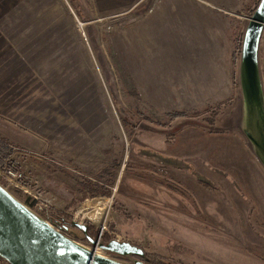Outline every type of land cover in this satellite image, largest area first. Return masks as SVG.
Masks as SVG:
<instances>
[{"label": "rangeland", "instance_id": "374dc122", "mask_svg": "<svg viewBox=\"0 0 264 264\" xmlns=\"http://www.w3.org/2000/svg\"><path fill=\"white\" fill-rule=\"evenodd\" d=\"M259 2L0 0V183L24 199L18 167L54 226L143 249L96 250L126 263L264 264L239 75Z\"/></svg>", "mask_w": 264, "mask_h": 264}, {"label": "water", "instance_id": "95a60500", "mask_svg": "<svg viewBox=\"0 0 264 264\" xmlns=\"http://www.w3.org/2000/svg\"><path fill=\"white\" fill-rule=\"evenodd\" d=\"M246 26L240 64V83L243 94L242 130L254 153L264 166V88L259 46L264 31V0L251 15ZM37 197L30 193L19 198L0 183V255L13 264H148L143 261L126 263L102 254L98 247L117 255H143V249L130 241L111 239L101 242L89 233V226L72 221L93 244L74 239L43 214Z\"/></svg>", "mask_w": 264, "mask_h": 264}, {"label": "built area", "instance_id": "2783aa9c", "mask_svg": "<svg viewBox=\"0 0 264 264\" xmlns=\"http://www.w3.org/2000/svg\"><path fill=\"white\" fill-rule=\"evenodd\" d=\"M6 168H5V172L4 175L7 180L9 181V185L11 186V188H15L18 190H23L26 192L30 191V188L27 184L24 183L25 181V175H23L24 173L22 171L19 170L18 167L14 166V165H8L6 163ZM6 187V186H5ZM31 194V193H30ZM35 197H37V200L39 199V197L36 194H33ZM37 205L41 206V204L39 203V201L37 202ZM106 228V226L103 224L101 226V231H103ZM0 264H13L11 262H9L7 259L3 258L0 255Z\"/></svg>", "mask_w": 264, "mask_h": 264}, {"label": "trees", "instance_id": "16d2710c", "mask_svg": "<svg viewBox=\"0 0 264 264\" xmlns=\"http://www.w3.org/2000/svg\"><path fill=\"white\" fill-rule=\"evenodd\" d=\"M176 115H181V113L178 112ZM7 148L8 147L6 146V144H4L2 141H0V162H2L1 161V156L9 155L10 152H9V150ZM92 234H93V232H92Z\"/></svg>", "mask_w": 264, "mask_h": 264}, {"label": "crops", "instance_id": "0c3cea01", "mask_svg": "<svg viewBox=\"0 0 264 264\" xmlns=\"http://www.w3.org/2000/svg\"><path fill=\"white\" fill-rule=\"evenodd\" d=\"M2 38H3V37H2V32L0 31V47L3 46V44H2V43H3Z\"/></svg>", "mask_w": 264, "mask_h": 264}, {"label": "bare ground", "instance_id": "6f19581e", "mask_svg": "<svg viewBox=\"0 0 264 264\" xmlns=\"http://www.w3.org/2000/svg\"><path fill=\"white\" fill-rule=\"evenodd\" d=\"M99 250V249H98ZM99 252V251H98Z\"/></svg>", "mask_w": 264, "mask_h": 264}]
</instances>
